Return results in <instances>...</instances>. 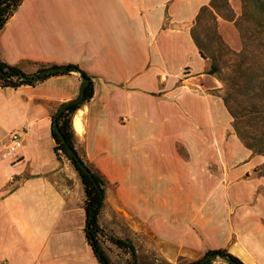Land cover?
<instances>
[{
  "label": "crops",
  "instance_id": "0c3cea01",
  "mask_svg": "<svg viewBox=\"0 0 264 264\" xmlns=\"http://www.w3.org/2000/svg\"><path fill=\"white\" fill-rule=\"evenodd\" d=\"M211 2L24 0L0 33L1 59L26 73L73 64L94 78V98L73 125L109 183L100 224L133 242L139 264H189L219 249L264 264V156L207 92L210 63L192 36ZM81 83L72 73L0 88V264H100L81 178L52 136L54 113ZM20 130L23 149L4 160Z\"/></svg>",
  "mask_w": 264,
  "mask_h": 264
},
{
  "label": "trees",
  "instance_id": "16d2710c",
  "mask_svg": "<svg viewBox=\"0 0 264 264\" xmlns=\"http://www.w3.org/2000/svg\"><path fill=\"white\" fill-rule=\"evenodd\" d=\"M23 2L24 0H0V33ZM205 16H208L215 26L218 24V17L234 23L240 34L242 41L240 51L231 50L223 42L227 52L222 53L221 58L222 60L225 57L228 58L225 66L231 71L230 75L221 79L227 84L223 100L233 117V125L241 141L254 154L264 156V0H242L240 16H237L233 10L231 0H212L210 6L202 9L196 25L200 24ZM216 35L221 39L217 30ZM192 36L201 50L202 58L208 61L209 58L213 60L207 74L221 76L225 68L223 64L217 62L214 52L209 58L207 57V50L201 43L195 29L192 30ZM58 67H65L67 72L46 73L48 69ZM72 73L80 74L81 79L86 82L85 100L82 104L71 106L58 119L60 134L52 127L55 154L59 158L61 156L66 157L81 178L85 193V233L98 262L100 264H113L101 241L107 239L109 243L130 257L128 264H139L136 248L131 240L107 235L105 229L102 228L100 216L105 206L109 183L104 175L91 165L85 156H82L76 146L77 137L73 128V118L84 105L90 103L94 98V78L78 65L73 64L65 66L40 65L35 73H26L19 66L4 62L0 57V88L2 89L35 88L52 77ZM61 135L65 138L66 143L76 150L82 161L92 171L93 177L83 173L74 158L67 154L66 143ZM260 172L264 175V164L260 168ZM218 258L226 259L232 264H243L225 249L209 251L202 259L189 264H211Z\"/></svg>",
  "mask_w": 264,
  "mask_h": 264
},
{
  "label": "rangeland",
  "instance_id": "374dc122",
  "mask_svg": "<svg viewBox=\"0 0 264 264\" xmlns=\"http://www.w3.org/2000/svg\"><path fill=\"white\" fill-rule=\"evenodd\" d=\"M231 6L233 10L235 11L236 15L240 16L242 13V0H231ZM217 22L218 24L217 26H215L214 22L211 21V19H209L208 16H205L203 17L202 22L200 24H197L193 29H195L197 35L200 38L201 43L204 45L205 49L207 50V54H208L207 57L209 58L212 55V52H214L217 58V62L223 64V66L225 67L223 74L221 76L220 75L212 76L208 74L212 78L211 82H209L210 84L209 87L212 89L211 90L208 89L207 92L216 94L223 99V97L225 96L227 84H225L221 79H223L224 76L231 74V71L226 69V66H225L226 63L228 62V58L225 57L223 60L221 58L222 53L227 52V50H225L223 42L231 50L240 51L242 48V41H241L240 34L238 30L236 29L234 23L225 21L221 17H218ZM216 30L221 39L217 37ZM209 63L211 64L213 63V60L210 58H209ZM194 89H195V86H192L191 90L194 91ZM58 110L54 113V115H56ZM73 128H74V125H73ZM74 131L77 137V132L75 128H74ZM76 146L79 152L82 154V156H84L85 154L84 146L78 143V140H76ZM71 167L75 169L72 163H71ZM105 231L107 232V235L115 236L114 231L108 230V228L106 227H105ZM101 241H102L103 248L106 250V252L110 256L113 264H128L130 257L126 253L118 250L115 246L109 243L107 239H102ZM147 264H153V263H147ZM160 264H163V263H160Z\"/></svg>",
  "mask_w": 264,
  "mask_h": 264
},
{
  "label": "water",
  "instance_id": "95a60500",
  "mask_svg": "<svg viewBox=\"0 0 264 264\" xmlns=\"http://www.w3.org/2000/svg\"><path fill=\"white\" fill-rule=\"evenodd\" d=\"M67 70L65 67H58V68H51L48 69L46 71V73H51V74H60V73H66ZM85 90H86V82L84 80H82L81 83V92L79 94V96L69 102L64 103L58 110L57 114L54 116L53 118V127L55 128V130L60 134V130H59V126H58V119L65 113L68 111V109L71 106L74 105H79L82 104L85 100ZM63 141L66 143L65 138L61 135ZM66 149H67V154L74 158V160L76 161L78 167H80V169L82 170L83 173H85L86 175L93 177V173L92 171L86 166V164L82 161L81 157L76 153V150L74 148H72L69 144L66 143ZM202 264H206V263H202Z\"/></svg>",
  "mask_w": 264,
  "mask_h": 264
},
{
  "label": "built area",
  "instance_id": "2783aa9c",
  "mask_svg": "<svg viewBox=\"0 0 264 264\" xmlns=\"http://www.w3.org/2000/svg\"><path fill=\"white\" fill-rule=\"evenodd\" d=\"M183 74H188V69H183ZM196 90H202L201 87L196 86ZM26 135L25 130L15 131L10 134L9 139L5 145L2 158L7 161H16L17 155L24 147V137Z\"/></svg>",
  "mask_w": 264,
  "mask_h": 264
},
{
  "label": "bare ground",
  "instance_id": "6f19581e",
  "mask_svg": "<svg viewBox=\"0 0 264 264\" xmlns=\"http://www.w3.org/2000/svg\"><path fill=\"white\" fill-rule=\"evenodd\" d=\"M75 127H76L77 131L79 133H81V131H82V128H81L82 127V124H81V114L78 115L76 117V119H75Z\"/></svg>",
  "mask_w": 264,
  "mask_h": 264
}]
</instances>
